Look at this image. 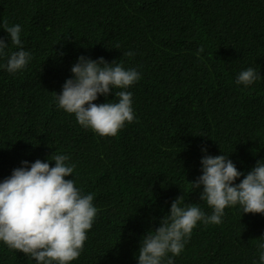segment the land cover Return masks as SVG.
<instances>
[{"label":"trees","instance_id":"trees-1","mask_svg":"<svg viewBox=\"0 0 264 264\" xmlns=\"http://www.w3.org/2000/svg\"><path fill=\"white\" fill-rule=\"evenodd\" d=\"M5 22L21 26L31 56L15 73L4 67L19 50ZM0 38L9 43L0 55V174L22 161L54 167L63 154L75 165L65 179L94 196L97 216L70 264H138L142 238L180 196L181 207L210 216L202 187L189 184L203 156L227 155L243 174L235 184L249 163H264V0H0ZM80 56L140 74L124 89L135 119L114 137L58 106ZM249 67L261 79L237 84ZM114 92L93 103L117 102ZM260 231L264 214L226 207L220 224L197 223L174 264H261ZM0 264L36 261L0 241Z\"/></svg>","mask_w":264,"mask_h":264},{"label":"clouds","instance_id":"clouds-1","mask_svg":"<svg viewBox=\"0 0 264 264\" xmlns=\"http://www.w3.org/2000/svg\"><path fill=\"white\" fill-rule=\"evenodd\" d=\"M3 29L19 49L9 55L4 66L15 73L29 63L31 56L23 48L19 24L8 26L5 22ZM8 44L0 38V55L5 54ZM203 51L202 47L198 49V53ZM113 63L103 57L91 60L80 56L71 68L72 78L56 95L61 109L74 114L80 126L100 136L114 137L125 123L135 119L132 93L124 89L136 83L140 74L134 68L126 70ZM258 79L261 76L257 70L249 67L239 73L236 83L248 86ZM112 90L117 102L93 103L98 95L107 96ZM68 160L67 155H54L50 160L54 167L40 160L30 166L27 161H22V166L17 162L18 168L11 172L10 166L0 174V241L30 256L36 264H70L78 259L97 216L94 196L82 195L73 179H65L75 168L66 163ZM200 163L202 175L189 184L192 190L202 187L200 200L213 209L212 214L206 215L195 205L181 207L183 196L178 197L160 226L142 238L138 264H174L173 257L183 251L197 223L220 224L226 207L240 205L242 213L264 214V163L260 159L247 165L254 167L239 184L234 181L243 174L227 155H205ZM258 235L264 240V231ZM259 247L264 250V243ZM259 259L264 264V251Z\"/></svg>","mask_w":264,"mask_h":264}]
</instances>
